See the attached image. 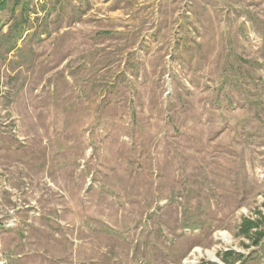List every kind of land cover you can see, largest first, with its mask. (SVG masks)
Here are the masks:
<instances>
[{
    "label": "rangeland",
    "instance_id": "1",
    "mask_svg": "<svg viewBox=\"0 0 264 264\" xmlns=\"http://www.w3.org/2000/svg\"><path fill=\"white\" fill-rule=\"evenodd\" d=\"M264 0H5L0 264H264Z\"/></svg>",
    "mask_w": 264,
    "mask_h": 264
},
{
    "label": "trees",
    "instance_id": "2",
    "mask_svg": "<svg viewBox=\"0 0 264 264\" xmlns=\"http://www.w3.org/2000/svg\"><path fill=\"white\" fill-rule=\"evenodd\" d=\"M5 7V0H0V8ZM264 221V218L262 219ZM262 221H254L251 219H244L240 228V234L247 237V239L252 240L254 246H259L264 239V231L255 233L253 237L252 232L261 229ZM221 261L224 264H247L245 256L240 253H235L234 251H226L222 254ZM198 264H215L212 262L201 261Z\"/></svg>",
    "mask_w": 264,
    "mask_h": 264
}]
</instances>
